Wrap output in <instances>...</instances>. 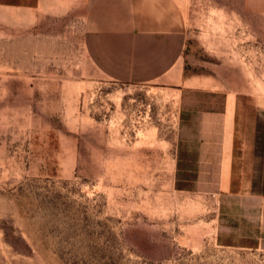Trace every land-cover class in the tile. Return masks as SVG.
I'll return each mask as SVG.
<instances>
[{"label":"rangeland","instance_id":"1","mask_svg":"<svg viewBox=\"0 0 264 264\" xmlns=\"http://www.w3.org/2000/svg\"><path fill=\"white\" fill-rule=\"evenodd\" d=\"M87 6L0 0V264H264L263 251L216 245L213 204L171 185L175 83L194 75L264 103V11L246 0ZM90 15L180 24L173 74L108 76L84 42Z\"/></svg>","mask_w":264,"mask_h":264},{"label":"crops","instance_id":"2","mask_svg":"<svg viewBox=\"0 0 264 264\" xmlns=\"http://www.w3.org/2000/svg\"><path fill=\"white\" fill-rule=\"evenodd\" d=\"M134 1L147 0H83L89 13L134 11L123 7ZM246 1L264 11V0ZM126 17L113 23L106 15L98 25L88 16L84 42L91 59L112 78L156 80L172 75L185 46L180 24L164 18L169 22L143 25ZM194 77L175 83L180 99L171 185L213 204L210 224L216 245L264 252V103L227 85L192 84Z\"/></svg>","mask_w":264,"mask_h":264}]
</instances>
